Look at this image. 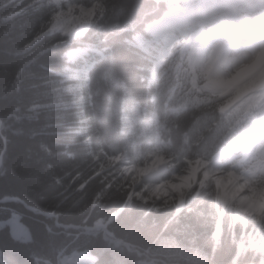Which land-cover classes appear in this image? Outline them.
<instances>
[{
	"label": "clouds",
	"instance_id": "clouds-1",
	"mask_svg": "<svg viewBox=\"0 0 264 264\" xmlns=\"http://www.w3.org/2000/svg\"><path fill=\"white\" fill-rule=\"evenodd\" d=\"M45 16L65 55L100 29L112 48L94 73L75 64L65 89L84 117L72 136L84 159L66 173L71 214L141 233L190 224L192 238L173 227L152 264H232L226 252L249 251L264 264V0H49ZM114 20L138 31L121 39ZM145 80L159 116L140 111ZM106 251L93 264H111Z\"/></svg>",
	"mask_w": 264,
	"mask_h": 264
},
{
	"label": "trees",
	"instance_id": "trees-1",
	"mask_svg": "<svg viewBox=\"0 0 264 264\" xmlns=\"http://www.w3.org/2000/svg\"><path fill=\"white\" fill-rule=\"evenodd\" d=\"M36 1L0 0V199L19 197L39 211L57 215L63 224L94 226L95 218L82 223L68 210L71 188L66 187V173L84 159L72 140L78 132L73 122L79 117L74 116L71 103L79 97L65 90L70 69L74 67L67 63L66 50L59 44L53 48V38L44 34L48 1L44 0L40 6ZM112 3L118 7L121 0H112ZM121 29L124 30L121 39L125 36L132 39V32L138 31L114 20L111 30ZM100 40L111 42L104 29L87 43ZM135 45L132 42L133 51L138 50ZM143 83L140 111H155L159 116L158 108L163 101L147 88L146 80ZM57 180L65 186L58 185ZM14 212L22 216L21 221L32 239H16L9 225L1 227L0 264H51L53 259L58 264V256L63 251L71 254L74 250H90L95 255L101 247L107 249L103 259L111 264L145 259L105 240L103 229L94 232L98 238H92L91 243L69 244L68 241L85 230H66L56 224L54 217L35 214L21 203L0 204V222L9 220ZM173 227L179 230L181 238H192L191 225L176 224V221L168 228L160 225L147 233L133 230L130 223L108 225V234L159 260L160 253L173 246ZM224 257L232 264L262 259L251 251L240 256L226 252Z\"/></svg>",
	"mask_w": 264,
	"mask_h": 264
},
{
	"label": "rangeland",
	"instance_id": "rangeland-1",
	"mask_svg": "<svg viewBox=\"0 0 264 264\" xmlns=\"http://www.w3.org/2000/svg\"><path fill=\"white\" fill-rule=\"evenodd\" d=\"M47 1H48L47 6L49 7V0H47ZM42 2H44V0H38L35 3L37 4V6H40V4ZM77 51L78 52H81V51L82 52H86V51H88V49H84V50L83 49L82 50L79 49V50L70 52L69 53V59L71 61L75 60V54H76ZM255 86H256V82L253 81L250 85L246 86L244 89H241L240 92L238 93V95H242L244 92L251 90V88L255 87ZM4 224L5 223L0 224V226H2ZM10 225H11V232L16 237H18L20 239H24V240L30 239V238H26V237L22 236V234H23L22 232H28V230H27V228L24 225H22V223H20L19 215H17L16 217H13V220L10 221ZM28 234H29V232H28ZM67 262H70L72 264H92L93 263V259H92V257H90L87 254H84L83 252H77V253H74L72 256H63L60 259L59 264H64V263H67ZM144 262H145V264H152V262L148 261V260H145Z\"/></svg>",
	"mask_w": 264,
	"mask_h": 264
},
{
	"label": "water",
	"instance_id": "water-1",
	"mask_svg": "<svg viewBox=\"0 0 264 264\" xmlns=\"http://www.w3.org/2000/svg\"><path fill=\"white\" fill-rule=\"evenodd\" d=\"M6 145V144H5ZM0 168H1V165H0ZM8 202H19V203H22L24 204L28 209H30L31 211H33L35 214H44V215H47V216H54L52 214H47V213H43V212H39L37 209L33 208V207H30L29 205H27L26 203H24L22 200H20L19 198H10V197H7L3 200H0V203H8ZM57 218V217H56ZM59 226H62V227H65V228H75L74 226H64V225H60ZM129 248L132 250V248L129 246ZM133 251V250H132ZM141 256H147L146 254H143V253H139ZM148 257V256H147Z\"/></svg>",
	"mask_w": 264,
	"mask_h": 264
},
{
	"label": "bare ground",
	"instance_id": "bare-ground-1",
	"mask_svg": "<svg viewBox=\"0 0 264 264\" xmlns=\"http://www.w3.org/2000/svg\"><path fill=\"white\" fill-rule=\"evenodd\" d=\"M16 198H19V197H16ZM20 199V198H19ZM20 200H22V199H20ZM23 201V200H22Z\"/></svg>",
	"mask_w": 264,
	"mask_h": 264
}]
</instances>
